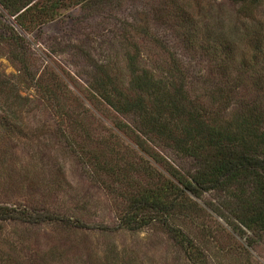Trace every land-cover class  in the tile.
<instances>
[{
  "label": "rangeland",
  "instance_id": "1",
  "mask_svg": "<svg viewBox=\"0 0 264 264\" xmlns=\"http://www.w3.org/2000/svg\"><path fill=\"white\" fill-rule=\"evenodd\" d=\"M241 3L90 0L61 6L52 19L33 16L31 27L19 32L36 87L23 81L11 57L17 49L0 41V76L18 82L16 90L27 96L12 102L11 83L5 100L0 94V203L69 216L66 223L0 220V264H264V230H238L221 215L222 191L193 197L190 209L171 217L184 239L157 219L128 228L119 219L126 200L78 155L82 145L101 160L126 159L140 182L153 173L137 157L148 158L163 176L173 165L190 164L165 147L157 149L159 161L138 150L130 130L119 125L130 119L89 87L109 73L119 90L130 92L123 53L130 41L139 64L155 75L172 72L174 79L179 67L191 90L225 83L234 98L227 109L255 98L264 112V0Z\"/></svg>",
  "mask_w": 264,
  "mask_h": 264
},
{
  "label": "trees",
  "instance_id": "2",
  "mask_svg": "<svg viewBox=\"0 0 264 264\" xmlns=\"http://www.w3.org/2000/svg\"><path fill=\"white\" fill-rule=\"evenodd\" d=\"M247 1L241 0V4ZM71 2L86 4L90 0H0L3 9H0V41L17 49L11 51V57L20 63L23 81L32 80L36 87L39 80L26 64L24 38L19 30H28L36 19H52L61 6ZM123 53L130 70V92L119 90L115 86L117 78L108 76L111 75L109 73L94 79L89 84L90 89L115 111L130 119L119 120V125L130 130L138 150L150 159L159 161L157 149L165 147L189 158L190 164L180 167L173 165L167 168L170 176H163L151 166L148 158L137 157L139 161L143 160L139 163L153 173L150 178L140 182L132 178L130 170L134 171L135 168L128 160L120 157L101 160L98 151L82 145L78 147V155L89 172L94 173L95 177L107 176L111 183L110 190L126 200L127 210L119 216L120 223L136 229L157 219L166 224L173 234L184 239L183 231L171 225V217L190 209L193 197H199L205 191L217 190L223 193L217 204L219 213L226 214L228 219L234 221L238 230L243 227L264 230L262 104L252 98L246 100L244 105L227 109L234 101L231 94L233 88L221 82L204 91L192 89L195 92L192 93L186 85L184 73L175 66L176 54L172 50L169 55L175 66L174 79L172 72L155 75L141 66L134 41L127 42ZM8 80L0 76V94L3 92L4 100L12 82ZM11 84L14 91L12 102L20 104V98L27 99V96L16 90L18 82ZM154 174L159 175L157 181L152 178ZM6 219L66 223L69 216L42 208L29 211L0 203V220ZM74 223L84 225L79 220Z\"/></svg>",
  "mask_w": 264,
  "mask_h": 264
}]
</instances>
